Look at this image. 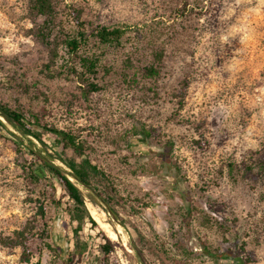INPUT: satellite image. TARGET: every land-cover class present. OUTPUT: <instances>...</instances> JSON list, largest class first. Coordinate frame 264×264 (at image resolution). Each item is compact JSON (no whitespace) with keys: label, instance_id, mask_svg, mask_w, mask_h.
<instances>
[{"label":"rangeland","instance_id":"rangeland-1","mask_svg":"<svg viewBox=\"0 0 264 264\" xmlns=\"http://www.w3.org/2000/svg\"><path fill=\"white\" fill-rule=\"evenodd\" d=\"M55 3L47 22L30 0H0V101L75 131L114 184L123 223L103 193L85 204L104 212L115 247L106 252V231L85 222L75 264H233L230 255L264 264V0ZM77 21L88 37L77 55L97 60L92 75L65 48ZM102 24L126 26L119 46L95 41ZM160 50L159 76L144 78L139 68ZM4 122L0 264H63L53 229L64 225L73 249L75 222L52 199L62 209L71 200ZM44 139L53 149V136Z\"/></svg>","mask_w":264,"mask_h":264},{"label":"trees","instance_id":"trees-1","mask_svg":"<svg viewBox=\"0 0 264 264\" xmlns=\"http://www.w3.org/2000/svg\"><path fill=\"white\" fill-rule=\"evenodd\" d=\"M31 9L39 16H42L48 22L56 15L55 0H30ZM77 24L73 30L65 33L64 44L66 51L71 55L78 58L84 72L94 74L97 60L94 57L85 55H77L78 50L86 44L88 37L85 31L81 29V22ZM126 33V26L119 24H102L97 25L92 31V36L97 43L103 46H119L122 43V38ZM50 33L43 34L42 40L47 44H51L48 39ZM163 51H155L153 59L149 64L141 66L139 69L144 78L155 79L159 76L162 67ZM91 90H95L97 86L90 83ZM3 118L14 129L26 137L25 148L32 154L35 163L40 168L44 169L49 175L59 184L71 200V205L62 209L58 199H52L55 207L57 208V215L59 210L65 211L68 214L70 221L75 222L73 227V249L69 248L70 239L65 233L64 225L63 231L57 232L53 229V242L56 245V251L63 264H75L81 260L83 248L78 240V231L81 229L85 222L97 227L95 219L89 213L85 197H88L92 203H96V199L89 189L103 193L104 202L112 215L117 218L121 223L123 220L119 213L113 206V198L115 197V187L108 175L103 169L92 163L91 159L86 153L87 142L79 134L70 129H61L41 124L37 119L31 120L24 113L18 109L8 106L6 103L0 101V129L7 130ZM50 133L53 136L52 148L44 139V135ZM139 133V132H138ZM137 133V134H138ZM140 134V133H139ZM23 144L21 137L14 135ZM141 137L146 138L149 136L147 131H142ZM33 137L40 143V148H34L35 143L30 139ZM70 150L71 155H66V151ZM61 163L59 165L58 163ZM80 185L88 190L86 194L83 193ZM101 187V189L99 188ZM41 209V208H40ZM107 210V209H105ZM21 234V233H20ZM63 235V239L61 237ZM103 240L102 247L106 252L112 251L115 247V242L110 239L103 231H101ZM14 244V241H9ZM17 244V243H16ZM25 248L23 242L18 243ZM22 258L27 261L25 250L22 252ZM233 264H244L246 261L241 257L230 255Z\"/></svg>","mask_w":264,"mask_h":264},{"label":"bare ground","instance_id":"bare-ground-1","mask_svg":"<svg viewBox=\"0 0 264 264\" xmlns=\"http://www.w3.org/2000/svg\"><path fill=\"white\" fill-rule=\"evenodd\" d=\"M87 207H88V210L90 211V214L93 216V218L98 223L100 228H103L106 231V234L108 235V237L110 239L114 240L117 237V234L111 229V227L109 226V224L105 220L104 212L97 205L92 204V203H88ZM127 249H128V247H127Z\"/></svg>","mask_w":264,"mask_h":264},{"label":"water","instance_id":"water-1","mask_svg":"<svg viewBox=\"0 0 264 264\" xmlns=\"http://www.w3.org/2000/svg\"><path fill=\"white\" fill-rule=\"evenodd\" d=\"M1 119L4 121L3 118H1ZM89 191H90L94 196L98 197L97 193H96L94 190L89 189ZM105 209H107L106 211H107L110 215H112V213H111L110 210L107 208V206L105 207ZM136 253H137L138 257H140L139 254H138V252H136Z\"/></svg>","mask_w":264,"mask_h":264}]
</instances>
